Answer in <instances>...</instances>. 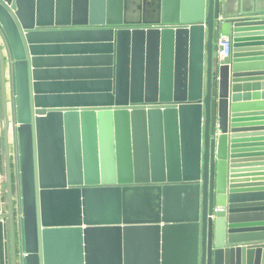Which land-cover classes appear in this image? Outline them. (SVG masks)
Wrapping results in <instances>:
<instances>
[{
	"label": "water",
	"instance_id": "water-1",
	"mask_svg": "<svg viewBox=\"0 0 264 264\" xmlns=\"http://www.w3.org/2000/svg\"><path fill=\"white\" fill-rule=\"evenodd\" d=\"M0 81L12 264V126L24 264H264V0H0Z\"/></svg>",
	"mask_w": 264,
	"mask_h": 264
},
{
	"label": "crops",
	"instance_id": "crops-1",
	"mask_svg": "<svg viewBox=\"0 0 264 264\" xmlns=\"http://www.w3.org/2000/svg\"><path fill=\"white\" fill-rule=\"evenodd\" d=\"M235 6L232 5V9ZM218 44L214 52L215 59L218 58ZM52 56H58L53 54ZM51 68H74L71 65H63V67L51 66ZM73 80L72 78H70ZM70 79H63L69 81ZM10 105L13 101L11 88L9 86ZM5 122L2 117V97H1V81H0V264H12V246L10 237V222L9 218L5 215L9 211V197H8V184H7V148L5 142ZM10 149L12 155V176L14 186V196H18L20 192V177L18 170V159L16 157V136L13 126L10 132ZM118 139H116V142ZM117 149V148H116ZM149 155V153H147ZM121 160L116 154L115 156V172H119V164ZM130 163H132V173L135 172V158L131 153ZM249 164V163H247ZM244 165V164H243ZM252 168V166L250 167ZM253 169V168H252ZM241 172H246L249 169L242 167ZM246 174V173H242ZM245 177L241 178L244 180ZM166 193L169 196V214L173 217L177 216H190L194 212L193 207L188 201L189 190L184 189L181 183L175 182L168 184ZM181 197V199H180ZM185 197V198H184ZM184 198V199H183ZM186 201V202H185ZM171 246L169 253V264H192L194 262V246L193 240L182 237L179 231H171ZM190 240V241H189ZM18 264H24L22 258L19 256Z\"/></svg>",
	"mask_w": 264,
	"mask_h": 264
},
{
	"label": "built area",
	"instance_id": "built-area-1",
	"mask_svg": "<svg viewBox=\"0 0 264 264\" xmlns=\"http://www.w3.org/2000/svg\"><path fill=\"white\" fill-rule=\"evenodd\" d=\"M2 37V36H1ZM4 43V50L7 55L8 59V78H9V86L12 91V81L9 76V69L12 70V61L11 56L9 54L8 47L5 42ZM233 52V41L231 37L222 35L218 40V58L220 61H226L229 59ZM11 114H14V99L13 104L11 103ZM17 157V156H16ZM15 218H16V232H17V243L19 247V256L24 260L26 256L25 248H24V232H23V214H22V201L21 195L15 196ZM24 262V261H23Z\"/></svg>",
	"mask_w": 264,
	"mask_h": 264
},
{
	"label": "rangeland",
	"instance_id": "rangeland-1",
	"mask_svg": "<svg viewBox=\"0 0 264 264\" xmlns=\"http://www.w3.org/2000/svg\"><path fill=\"white\" fill-rule=\"evenodd\" d=\"M9 76H10L11 81H12V85H11L12 91H11V94H12V97L14 99V75H13V71L12 70L10 71V69H9ZM12 104H13V101H12ZM19 195H20V192H19Z\"/></svg>",
	"mask_w": 264,
	"mask_h": 264
},
{
	"label": "bare ground",
	"instance_id": "bare-ground-1",
	"mask_svg": "<svg viewBox=\"0 0 264 264\" xmlns=\"http://www.w3.org/2000/svg\"><path fill=\"white\" fill-rule=\"evenodd\" d=\"M184 198H185V197H184ZM184 198H183V199H184ZM180 199H181V197H180ZM185 202H186V201H185Z\"/></svg>",
	"mask_w": 264,
	"mask_h": 264
}]
</instances>
